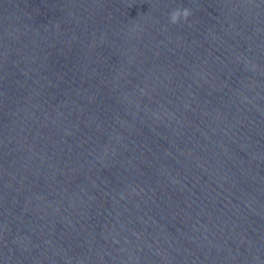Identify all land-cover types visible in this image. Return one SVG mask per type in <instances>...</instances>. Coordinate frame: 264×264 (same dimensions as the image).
<instances>
[{
	"label": "water",
	"instance_id": "95a60500",
	"mask_svg": "<svg viewBox=\"0 0 264 264\" xmlns=\"http://www.w3.org/2000/svg\"><path fill=\"white\" fill-rule=\"evenodd\" d=\"M0 264H264V0H0Z\"/></svg>",
	"mask_w": 264,
	"mask_h": 264
},
{
	"label": "clouds",
	"instance_id": "9594fccd",
	"mask_svg": "<svg viewBox=\"0 0 264 264\" xmlns=\"http://www.w3.org/2000/svg\"><path fill=\"white\" fill-rule=\"evenodd\" d=\"M191 14L192 13L188 8L173 10L169 14L170 23L177 24L181 19L187 20Z\"/></svg>",
	"mask_w": 264,
	"mask_h": 264
}]
</instances>
